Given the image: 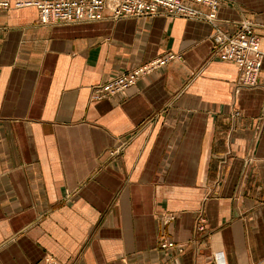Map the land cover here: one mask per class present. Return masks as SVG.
<instances>
[{
  "label": "crops",
  "instance_id": "0c3cea01",
  "mask_svg": "<svg viewBox=\"0 0 264 264\" xmlns=\"http://www.w3.org/2000/svg\"><path fill=\"white\" fill-rule=\"evenodd\" d=\"M218 1L226 33L246 20L259 39L255 88L200 19L0 12V264H264V0ZM167 53L181 60L90 99Z\"/></svg>",
  "mask_w": 264,
  "mask_h": 264
},
{
  "label": "built area",
  "instance_id": "2783aa9c",
  "mask_svg": "<svg viewBox=\"0 0 264 264\" xmlns=\"http://www.w3.org/2000/svg\"><path fill=\"white\" fill-rule=\"evenodd\" d=\"M218 0H0V12L10 9L33 8L38 24L51 26L76 22H94L104 15L111 19L122 17H152L163 14L170 17L194 18L207 22L212 32L211 55L232 62L237 69L236 88L251 89L259 85L263 53L252 24L246 20L238 23L233 33H226L217 19ZM181 57L167 53L130 70L121 72L103 84L91 88L93 101L122 96L143 77ZM204 218L198 215L196 231H203ZM161 250L177 248L171 240L159 242ZM182 252V248H177Z\"/></svg>",
  "mask_w": 264,
  "mask_h": 264
}]
</instances>
